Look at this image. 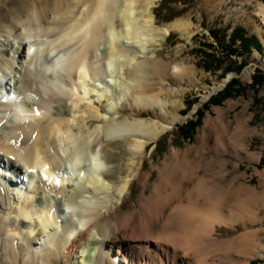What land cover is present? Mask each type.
Returning <instances> with one entry per match:
<instances>
[{
	"label": "bare ground",
	"instance_id": "1",
	"mask_svg": "<svg viewBox=\"0 0 264 264\" xmlns=\"http://www.w3.org/2000/svg\"><path fill=\"white\" fill-rule=\"evenodd\" d=\"M157 1L0 0V37L8 34L14 41L8 48L0 39V155L19 160L28 172L21 186L15 170L14 181L0 176V182L16 184L7 190L17 199V219L6 224L14 235L2 238L6 264L18 261L10 247L16 236L27 244L23 264H222L234 259L251 264L257 231L227 239L214 235L217 225L258 220L255 202H264V194L249 184L223 183L226 162L215 154L245 155L222 141L229 129L224 114L206 120V135L215 131L212 144L207 140L175 150L157 167L146 193L153 171H143L145 151L151 144L152 152L177 122L178 115L166 120L169 106L180 104L169 97L184 90L163 81L156 86L150 68L160 75L164 65L140 54L159 46L173 30L192 34L191 23L182 19L157 26L152 11ZM258 7L257 18H251L264 43V0ZM15 54L28 66L18 69ZM169 71L189 78L180 62ZM7 75L13 81H5ZM55 102L60 105L52 113ZM125 104L130 112L120 114ZM148 111L167 123L142 115ZM6 112L9 121L3 118ZM207 145L213 154L208 167L195 160ZM135 180L143 186L141 197L133 210L118 215ZM68 187L75 191L69 194ZM85 192L103 195L102 200L87 199ZM64 206L80 219L66 216L62 227L58 219ZM38 239L41 247L34 251Z\"/></svg>",
	"mask_w": 264,
	"mask_h": 264
},
{
	"label": "rangeland",
	"instance_id": "2",
	"mask_svg": "<svg viewBox=\"0 0 264 264\" xmlns=\"http://www.w3.org/2000/svg\"><path fill=\"white\" fill-rule=\"evenodd\" d=\"M162 1L163 0H158L152 9L155 16V24L157 26H163L177 19H182L191 23L192 34L190 37H187L183 36L180 31L173 30L159 46H155L156 49L154 46H147L146 52L140 54V56H143L142 59H152L157 62L161 60L160 65H164V67L161 68L160 75L163 74L165 78L152 72L150 68L151 65L148 67L150 68V75L155 80L156 86H159L158 83L163 81L167 87L173 86L184 90L178 97L177 95L169 97L171 100L176 98L177 100L179 99L180 104L177 109L169 106L168 111L171 112L166 117V120L169 118L171 119V115H178L179 118L177 122L172 129L166 131V133L155 142V147L152 152H150L152 148L151 144L145 151L146 158L143 171H153L148 187L146 188V193H150L157 178V167L161 165L163 161L170 159L169 157L175 150L183 152L187 148L198 147L199 144L202 142L205 143L207 140L210 141L208 144H212L215 131L209 130L211 136L208 137L206 135L204 132L206 120L215 119L219 115L224 114L229 129L228 132L224 133L225 135L222 141L224 140L226 141L225 143L228 144L232 143L230 145L235 144L234 146L239 147L245 155H235L231 150L224 154H215L217 157L225 159L226 162L224 164V171L227 178L223 183L229 182L232 185L246 183L255 187L260 193L259 195H263L264 175L260 173H264V43L251 18H255L256 13L259 11L258 0H165V3ZM163 3L164 5L159 7ZM237 26L246 29L247 36L255 35L262 45V48L257 49L253 47L251 51L247 53L242 50L241 42L236 41L237 45H235V47L239 49V53L236 52L233 57L226 55L227 50H225V45L230 41V35ZM7 35L4 34L0 39L3 40L5 46L9 48L10 44L14 43V41H12L13 38L11 36ZM220 41L223 44H220ZM213 46H215V48H213ZM207 53H209L210 56H208ZM10 56L11 55L8 57ZM11 57L15 58L18 69L22 68V66L24 69L29 64V61L26 62L22 56L17 57V54H15V57ZM243 60L246 62L245 65H241L243 64ZM178 62L188 69L189 78L187 76L182 78L170 76L171 71L169 70L171 69V65ZM12 77V75H7V78L5 76L2 78H6L5 81L8 80L10 82L13 81ZM23 77L22 71L21 73H17L16 78L18 80H22ZM14 90L16 91L17 88ZM226 92L229 94L228 96H224ZM32 95L35 96L34 93H32ZM55 103L56 104L52 106V113H55L57 106L59 107L60 105L58 102ZM129 107L130 106L125 104L119 107L118 110L120 114L125 115L130 112V109H128ZM2 111L3 109L0 108V113H2ZM220 111L222 112L221 114ZM142 115H146L145 117L151 116L160 120L162 123H167L162 116L159 114L155 115L151 111L144 112ZM5 117L6 120L9 121L11 115L6 112L5 115H3L4 119ZM3 121L5 122V120ZM6 125L9 126L10 124L7 123ZM91 129L93 130L94 127L91 126L90 130ZM209 147L210 145L205 147L206 152L203 157L195 159L200 161L202 166H207L208 162L213 158L211 157L213 154L208 151ZM250 154H259L260 157L258 159L248 158L247 156ZM0 156L5 157L4 159L10 165L12 164L16 167L20 166L23 168V164H21L19 160L16 161L14 157L11 158L9 155V157L5 156L4 153H1ZM200 159L203 160L201 161ZM152 165H154L155 168H153ZM3 187L5 188H3V191L6 194L0 193V227H2V229L0 228L2 231L0 232V264L7 263V259L3 256L5 249L2 238L5 235H10V238L14 235V232L9 230V226L6 224L12 219H17L14 211V205L17 199L12 193H7L9 189L6 185ZM72 189L74 190L73 187L67 188L69 194L73 193ZM142 191L143 186L140 184V180H135L132 185L131 197L124 204L125 210H118V215L125 213L127 211L126 209L133 210L135 208L133 206L134 202L138 203ZM86 195L85 198L88 197L90 199L93 197L96 200H102L101 196H103L100 194L99 197L98 194H94L96 197L94 195ZM260 202L261 201L255 202L254 210L257 213V217L259 216L258 220L252 222L248 221L246 224L239 222L232 226L217 225L214 234L219 239H227L240 235L245 231H257L255 239L253 240L257 245L254 248L255 250L253 249L255 253L250 260L251 264H264V202ZM63 208L65 211L67 210L65 206ZM99 210L100 209H98V211ZM65 211L62 217H60L64 219V221L66 216H71L72 218L74 216L77 220L80 219V216ZM6 216L8 218H6ZM62 222H59V224L61 223L60 225L64 227L62 225L64 222ZM19 235H23L21 231ZM42 239L44 240V238ZM42 239L36 241L37 243L33 246L34 251L37 250L36 248L41 247ZM20 244L22 245L21 247ZM26 245L23 246V243L19 241V237L17 236L14 243L12 241L10 247L12 250H15L18 257L17 262L13 260L15 264H23V260L26 258V256H24ZM79 255L80 254H78V256ZM193 258L194 257H191V259ZM224 263L241 264V262H238L236 259L230 262L224 261Z\"/></svg>",
	"mask_w": 264,
	"mask_h": 264
},
{
	"label": "trees",
	"instance_id": "3",
	"mask_svg": "<svg viewBox=\"0 0 264 264\" xmlns=\"http://www.w3.org/2000/svg\"><path fill=\"white\" fill-rule=\"evenodd\" d=\"M164 1L165 0H163L162 2H164ZM164 3L161 4L159 7L164 5ZM230 41L227 42V44H226L227 46L225 45V50H227L226 55H228L230 57H233L234 54L236 52H238V50H239L238 48L235 47V45H237L236 41H240L241 42L242 50L244 52H247V53H249L253 47H255L257 49H261L262 48V45L260 44L258 38L255 35L247 36L246 29H244L241 26H239V27L237 26V27L234 28L232 34L230 35ZM220 44H223V43L220 41ZM213 48H215V46H213ZM207 54H208V56H210L209 53H207ZM241 54H243V53H241ZM245 64H246V62H245V60H243V64H241V65H245ZM240 67H242V66H240ZM228 95L229 94L227 92L224 93V96H228Z\"/></svg>",
	"mask_w": 264,
	"mask_h": 264
},
{
	"label": "snow or ice",
	"instance_id": "4",
	"mask_svg": "<svg viewBox=\"0 0 264 264\" xmlns=\"http://www.w3.org/2000/svg\"><path fill=\"white\" fill-rule=\"evenodd\" d=\"M37 115H39V112L37 111V113H36ZM59 184V181H57V185Z\"/></svg>",
	"mask_w": 264,
	"mask_h": 264
}]
</instances>
